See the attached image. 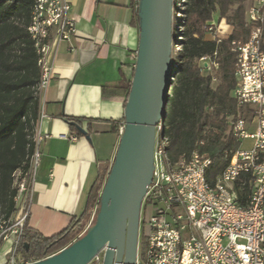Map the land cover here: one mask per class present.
<instances>
[{"label":"built area","instance_id":"obj_1","mask_svg":"<svg viewBox=\"0 0 264 264\" xmlns=\"http://www.w3.org/2000/svg\"><path fill=\"white\" fill-rule=\"evenodd\" d=\"M71 1L35 0L32 11L28 30L38 54L40 106L29 171L17 182L16 212L0 227V244L13 242L11 259L6 264L35 262L23 259L18 246L30 215L33 185L42 158L39 145L44 137L38 127L45 118L43 94L54 77L52 57L60 43L70 41L76 33L70 16ZM132 1L138 9L140 0ZM176 7L181 8L177 0L175 21L178 15L184 17L176 12ZM246 18L251 27L248 40L231 43L236 59L233 98L238 115L230 117L227 123L238 147L231 152L229 165L211 185L207 172L212 160L206 155L195 151L177 163L170 160L166 114L163 115L156 127L153 180L142 204L136 264H264V0H255L247 9ZM174 24L175 33L183 30V21L178 27ZM219 28L210 26L208 34L221 43L229 36L222 35ZM180 50L175 47V53ZM209 62L215 65L214 60L201 59L205 67ZM242 110L248 116H242ZM245 141H250V147L243 148ZM246 181L250 193L247 206H242L238 202V187ZM95 217L96 210L80 237ZM103 259L101 253L91 264H103Z\"/></svg>","mask_w":264,"mask_h":264},{"label":"trees","instance_id":"obj_2","mask_svg":"<svg viewBox=\"0 0 264 264\" xmlns=\"http://www.w3.org/2000/svg\"><path fill=\"white\" fill-rule=\"evenodd\" d=\"M251 0H177L183 14L179 32L180 52L175 53L177 73L170 89L165 117L168 157L177 163L199 151L212 160L207 181L214 185L238 147L230 133L228 119L238 115L233 98L236 86L234 41L246 42L251 33L247 23V4ZM35 0H0V227L16 212L17 182L29 171L35 150V129L39 114L37 87L40 79L38 54L29 34ZM222 21L233 28L227 39L206 40L208 28ZM181 38V40H179ZM216 56V57H215ZM214 60L205 67L201 59ZM217 70L220 83L212 87ZM127 103L131 81L123 79ZM242 116H248L244 110ZM72 118L67 123L78 127ZM204 145H200V143ZM112 166L99 174L88 197L86 211L72 220L57 235L46 238L26 221L18 253L25 260L40 261L61 252L80 238L90 222L91 213L100 209V198ZM238 202L247 206L248 182L238 187ZM94 223V221H93ZM92 223V224H93ZM91 224V225H92Z\"/></svg>","mask_w":264,"mask_h":264},{"label":"crops","instance_id":"obj_3","mask_svg":"<svg viewBox=\"0 0 264 264\" xmlns=\"http://www.w3.org/2000/svg\"><path fill=\"white\" fill-rule=\"evenodd\" d=\"M70 16L76 33L57 47L54 77L43 94L42 158L28 218V226L46 238L86 211L99 174L113 165L125 125L120 84L133 80L140 41L132 0H72ZM12 246L11 240L0 244V264L11 259Z\"/></svg>","mask_w":264,"mask_h":264},{"label":"water","instance_id":"obj_4","mask_svg":"<svg viewBox=\"0 0 264 264\" xmlns=\"http://www.w3.org/2000/svg\"><path fill=\"white\" fill-rule=\"evenodd\" d=\"M138 17L140 41L124 132L101 192L99 212L78 240L31 264H91L103 252V264H136L142 204L153 180L156 127L170 101L179 46L175 0H140Z\"/></svg>","mask_w":264,"mask_h":264},{"label":"rangeland","instance_id":"obj_5","mask_svg":"<svg viewBox=\"0 0 264 264\" xmlns=\"http://www.w3.org/2000/svg\"><path fill=\"white\" fill-rule=\"evenodd\" d=\"M254 1L255 0H251V1H249L248 2V4H247V9L251 6V5H253L254 4ZM181 14V13H180ZM178 18L176 19V27H178L179 25H180V21H183V18H182V16H180V15H178L177 16ZM217 21H218V19H217V17H216V22H215V26H220V28H219V31L222 33V35L223 34H225V33H227L226 35L227 36H225V37H228V33L230 32V30L232 29L233 30V28L230 26V27H227V23H226V21H222L221 23H217ZM229 26V25H228ZM178 37H179V30H177L176 31V33H175V41H177L178 40ZM180 40V39H179ZM212 76H213V82H212V87L213 88H216L217 86H218V84L220 83V76L218 75V72H217V70L215 69V70H212L211 72H209ZM250 141H245L244 142V144H243V148H248V147H250ZM91 215H92V213H91ZM102 256H103V258H104V253H102Z\"/></svg>","mask_w":264,"mask_h":264}]
</instances>
